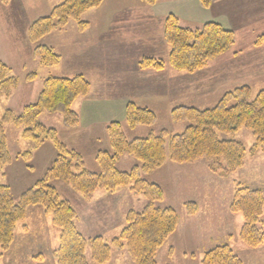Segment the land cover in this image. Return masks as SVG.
<instances>
[{
	"label": "trees",
	"instance_id": "trees-1",
	"mask_svg": "<svg viewBox=\"0 0 264 264\" xmlns=\"http://www.w3.org/2000/svg\"><path fill=\"white\" fill-rule=\"evenodd\" d=\"M104 0H63L47 16L35 21L28 29L31 42L44 39L49 34L64 29L70 20L76 22L79 33L88 28L81 20L83 14L102 5ZM152 7L157 0H142ZM202 8L211 6L212 0H199ZM163 40L168 47L167 61L142 57L138 69L159 71L167 65L174 71L194 73L210 61L228 52L234 44V33L217 22H207L198 29L184 28L174 15H168L163 23ZM264 45V35L258 37L255 46ZM44 68L57 66L61 57L52 47L41 45L34 51ZM27 81L36 76L27 75ZM16 79L0 61V96L8 97ZM90 91L89 82L82 75L71 78H46L34 103L25 106L18 114L6 110L0 114V170L11 163L4 126L12 125L21 130L20 137L42 146L51 144L55 151L51 165L34 186L24 191L15 201L6 184L0 183V251H6L14 239L16 226L23 221L29 208L40 207L58 231V246L53 251L56 264H106L112 249L125 250L132 264H157V252L172 236L179 225V216L173 208H159L164 194L157 184L148 183L144 176L162 168L167 162L176 165L208 162L211 173L227 178L241 168L247 154L245 147L234 137L241 130L250 131L255 143L251 153L264 149V89L254 97L248 87L226 93L214 107L199 110L193 107L172 109L173 122L189 125L178 135L162 130L149 133L144 138L127 140L120 122H111L105 127L108 150L95 154L98 171L85 169L82 156L62 144L53 129L38 123L43 114H59L63 125L71 130L79 126V116L72 110L75 100L84 98ZM124 123L129 130L153 127L157 123L155 113L132 102L125 106ZM30 151V150H29ZM18 159L26 162L30 152ZM124 156L137 164L127 172H120L116 164ZM61 182L78 194L86 203L97 191L114 193L127 188L134 196L146 201L141 212L131 211L125 215V226L119 235L104 241L100 237L86 239L76 226L77 214L73 207L61 199L53 183ZM187 216L197 213L194 202L183 204ZM264 209V197L260 190L249 189L236 183L230 211L242 216L243 224L238 238L248 249L264 244V232L257 226ZM200 264H243L228 245L208 250Z\"/></svg>",
	"mask_w": 264,
	"mask_h": 264
},
{
	"label": "rangeland",
	"instance_id": "rangeland-1",
	"mask_svg": "<svg viewBox=\"0 0 264 264\" xmlns=\"http://www.w3.org/2000/svg\"><path fill=\"white\" fill-rule=\"evenodd\" d=\"M62 1L0 0V61L10 70V75L17 81L15 86L10 89L8 97L0 96V114L6 110L18 114L25 106L34 103L41 90L43 81L49 76L70 78L64 77L65 75H70V73H66L69 70H75L79 66H81L79 68L89 66L86 61H81L78 57L73 59L68 56L70 54L68 50H66L67 57L62 55L60 45L55 43L57 36H50V39L44 38L45 41L44 39L37 42L30 41L28 36L30 26L41 17L47 16ZM176 1L180 0H157V4L154 5L151 14L147 13V15H152L159 20L164 16L166 18L168 15H174L181 20L180 25L182 27L195 29L196 26L190 25L191 22L194 23L192 20L199 17L197 12L193 13L195 4ZM143 5L142 0H106L105 4L99 9L83 14L81 20L89 22L92 27H96L102 23L106 16L105 9L107 7L111 11V8L119 10L125 7L140 8ZM198 7L200 8V6ZM24 10L26 11L24 12ZM205 13L202 12L200 18L206 17ZM119 18L126 19L128 17L124 15ZM132 18L137 19L138 17L133 16ZM135 22L138 23V21ZM74 28L76 29V22L70 20L64 29L56 31L53 35L64 33L65 36H68L73 33ZM233 33L235 40L229 51L210 61L203 69L187 74L174 71L165 65L163 69L156 72L162 73L168 70L170 76L175 77V89L178 88L179 90V92L175 91V99L178 100L171 109L164 105L153 111L157 117V123L153 127H139L130 131L125 123H122L121 126L124 127L127 140L144 138L151 132L157 134L162 130L167 131L171 135L181 134L189 123L173 122L170 118V112L174 108L210 109L226 93L237 88L248 87L252 97L264 89V45L255 46L258 37L264 35V32L260 34L250 32L248 36L245 33L241 35ZM133 34L136 35L135 37L148 36L144 32H126L125 36ZM41 45L55 47L53 50L59 51L66 62L61 63L60 61L57 65L58 67H42L34 54L35 49L41 47ZM136 45L147 46L150 44L138 42L134 44V46ZM167 57L168 54L166 57L159 59L166 62ZM135 66L136 70L140 71L137 64ZM73 67L75 69H72ZM148 71L155 72L152 70ZM31 73L36 78L32 81H27L26 77ZM128 90L129 87L126 84L125 91L128 92ZM180 99L183 102L180 103ZM189 104H192V106ZM62 122V117L59 114H43L38 118V123L45 128L53 129L57 133L58 140L70 150L75 144L73 143L75 141L72 140V130L66 128ZM4 132L11 163L0 170V183L9 186L12 197L16 201L24 191L32 188L35 182L42 177L45 170L51 165L55 151L49 143L36 146L29 141L23 140L20 137L21 130L14 128L10 124L4 126ZM76 132L74 131V133ZM223 138L238 141L247 151L242 167L231 173L227 178H221L211 173L208 168V162L205 160L189 163L180 172L165 168L157 174L155 172L158 169L155 170L154 174L152 172V176L143 175V179H146L148 183L158 182L162 185L164 199L157 204V207L163 208L162 205L166 203L179 216L177 229L180 228L181 230L173 237L170 236L161 246L160 249L165 251L166 255L163 257L162 254H159L156 257L157 264H191L194 255L198 257L199 253L211 248V243L215 241L219 242L217 246L228 244L232 250H234L236 244L242 245L238 234L243 224V219L239 213L230 211V205L236 183L249 189L260 190L264 197V149L256 150L253 153L249 152L255 143V138L248 130H241L232 138ZM96 148H99V145L94 144V142L77 146V150L82 153L85 169L93 173L98 171L94 155ZM28 151L31 157L26 162L21 159L17 160L19 155ZM134 164H137L134 159L124 156L116 164V169L120 172H127ZM53 184L61 199L69 204L70 201L67 199L71 200L74 207L70 205L77 214L76 226L78 230L85 234L89 232V235H93L91 233L97 232V229L101 230L100 232L102 233H106L105 230L107 229L118 233L122 229L118 225L125 226V215L131 211L141 212L146 204L143 197L134 196L127 188H124L114 193H106L110 197L100 200L92 208L90 204L88 205L89 202L86 204L78 194L63 183L55 182ZM187 202H194L197 205L198 214L186 215L183 204ZM40 209L41 212L38 207L29 208L25 219L17 224L13 242L6 251H0V264L56 262L49 245L46 246L45 244L48 240L52 242L53 238L58 235L56 234L58 231L52 226L50 218L44 214L43 209ZM220 213H223L226 219H222ZM43 215L49 220H45ZM105 216L108 218L106 220L102 219ZM94 217H102L100 218L102 220L101 223H94ZM260 221L262 222L257 227L264 232V209ZM91 227L93 229L92 232L89 230ZM111 235L113 234L109 233L106 236L111 237ZM169 240L174 253L168 254L170 256L168 262L167 242ZM106 242H109V240ZM246 249L248 250V248ZM116 250L118 249H112V255L117 253ZM124 253L128 257L125 250ZM236 254L240 256L239 252ZM109 259H111V255ZM112 259V264L118 262L116 258ZM128 260L132 264L129 258Z\"/></svg>",
	"mask_w": 264,
	"mask_h": 264
},
{
	"label": "crops",
	"instance_id": "crops-1",
	"mask_svg": "<svg viewBox=\"0 0 264 264\" xmlns=\"http://www.w3.org/2000/svg\"><path fill=\"white\" fill-rule=\"evenodd\" d=\"M180 1L195 4L197 9L194 7L193 13L197 12L199 17L192 20L194 23H190V25L196 26L195 29L200 28L207 22H221L222 24H220L223 27L235 32L236 35L245 33V35L248 36L250 32H255L257 34L264 32V0H212L211 6L207 9L201 7L199 0L197 3L196 0ZM105 2L106 0L102 5H104ZM197 5L200 6V8ZM100 7L96 9H99ZM153 8L154 6L149 7L143 5L140 8L125 7L122 9L120 8L119 10L111 8L112 10L110 11L109 7H107L105 9L106 16L102 23L96 27H92L88 22V28L82 33L77 32L74 28L73 33H70L68 36H65L64 33H59V38L58 35H53L56 33L54 32L45 37V39H50V36H57L55 43L56 45H60L62 55L67 57L66 50H68L70 53L68 56L73 59L78 57V59L86 61L89 65L84 66L83 68H79L81 67L79 66L76 69L73 67L72 69L75 70H69V72L66 73H70V75L64 76L71 78L75 75H82L90 84L88 95L84 98L75 100L72 104V110L79 116V126L77 129L71 131L73 134L72 140L75 141L73 142L75 144L70 149L75 150L81 156L82 153L77 150V146L89 142H94V144L99 145V148L94 150V155L99 150H108L105 127L111 122H120V124L124 123L125 106L129 102L154 111L156 108L164 105L171 109L178 100L175 99V91L179 92L178 88L175 89V77L170 76L168 70L162 73H156L151 71L141 72L137 71L135 68V64H137L142 57L164 58L168 54V47L163 41V21L165 20V16L159 20L155 19L152 15H147V13L151 14ZM25 11L26 10H24V12ZM202 12H206V17L200 18ZM124 15L128 18H119ZM133 16L138 18L133 19ZM175 17L178 19L179 24H181V20L177 16ZM124 21L125 23H123ZM135 21H138V23ZM126 32H144L147 33L148 36L135 37L136 35L134 34L131 36H125ZM138 42L150 45L134 46V44H137ZM51 47L53 49L55 48L53 46ZM54 51L60 55L61 63L66 62L63 60V56L59 51L56 49ZM126 84L129 87L128 92L125 91ZM179 102L181 103L183 101L180 99ZM189 105L192 106V104ZM74 131H77V135H75L76 133H74ZM187 165L188 164L174 165L172 163H167L161 169H158L155 174L165 168L169 170L173 169L174 172H180ZM153 174L151 173L148 176H152ZM152 183L157 184L162 188L160 183ZM109 197V194L97 191L93 194V199L88 205L90 204L93 208V205L95 206L100 200H105ZM67 200L70 201V204L73 206L71 200ZM162 207L171 208V206L166 203L162 205ZM38 210L41 212L39 207ZM196 214H198V212ZM220 215L222 219H226L223 213H220ZM44 218L45 220L48 219L46 216H44ZM94 218V223H101L102 220L100 218L102 217ZM106 218L108 217L105 216L102 219L106 220ZM118 226L123 229V225ZM89 230L92 232V227L89 228ZM97 230L98 233L96 231L91 233L93 235H89V232H86V234L82 232L81 234L86 239L100 237L104 241H110L116 238L121 232L120 230L118 233H114L107 229L105 230L106 233H102L100 232L101 230ZM180 230L181 229L178 228L171 237L178 234ZM109 233L113 235H111V237L106 236ZM56 234H58V232ZM56 237L53 238L52 242L48 240L45 244L46 246L49 245L50 251L52 252L58 246V235H56ZM218 243L217 241L211 243V248L199 253L198 257L194 255L191 264H200L203 255L208 250L219 245ZM167 244V257L169 262L170 256H168V254H173L174 250L171 248L170 240ZM221 244L223 243L221 242ZM116 251L117 253H114L113 255L111 253V259H109L106 264H112V258H116L118 261L116 264H131L128 260L129 257L125 256L126 254L124 253V250ZM232 251L235 254L239 252L240 256L236 255L241 259L243 264H264V245L257 249L247 250L243 244H236ZM159 254H162L163 257L166 255L165 251H162L161 249L157 256H159ZM51 262L53 263V261H50V263L44 261L41 264H52Z\"/></svg>",
	"mask_w": 264,
	"mask_h": 264
}]
</instances>
